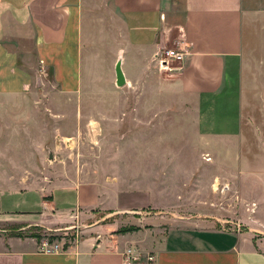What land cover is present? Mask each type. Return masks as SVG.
Listing matches in <instances>:
<instances>
[{
  "label": "crops",
  "instance_id": "crops-1",
  "mask_svg": "<svg viewBox=\"0 0 264 264\" xmlns=\"http://www.w3.org/2000/svg\"><path fill=\"white\" fill-rule=\"evenodd\" d=\"M250 42L264 59V0H0V103H7L0 109V223L48 232L0 236V264H121L128 249L154 254L153 264H264V147L253 164L240 146ZM171 46L189 55L168 66L164 81L155 57ZM95 57L109 62L117 98H173L174 126L202 144L211 166L231 172L212 182L230 190L240 184L242 216L232 218L240 202L221 201L220 194L198 202L193 217L151 216L152 207H163L149 189L117 188L81 168L51 171L43 150L52 165L54 139L76 131L62 129L64 116L35 104L92 98ZM241 167L245 173L236 174ZM133 211L144 216L120 213L98 223ZM75 226L77 245L42 253L44 242Z\"/></svg>",
  "mask_w": 264,
  "mask_h": 264
},
{
  "label": "rangeland",
  "instance_id": "rangeland-1",
  "mask_svg": "<svg viewBox=\"0 0 264 264\" xmlns=\"http://www.w3.org/2000/svg\"><path fill=\"white\" fill-rule=\"evenodd\" d=\"M254 44L250 42L245 49L248 72L242 89L240 146L245 159L258 164L264 147V59ZM159 54L155 57L157 72L166 81L170 72L168 66L177 68L180 64L168 62ZM95 59L89 71L92 98H40L42 101L35 104L44 112L53 111L59 118L64 116V122L60 119L62 129L72 130L74 126L76 131L69 138L57 136L54 139L58 148L52 150V165L47 148L43 150L44 163L52 166L51 171L79 173L81 168L86 175L90 171L98 178L112 179V185L117 188L149 189L153 200L163 207H152L151 216L168 213L171 219L193 217L196 204L214 201L215 194L224 196L221 201L234 197L238 203L240 184L236 183L235 190L232 186L230 190L227 183L212 182L218 175L230 174L228 168L211 166L212 156L202 144L191 141L190 136L188 141V136L182 135L184 131L174 126L179 122L171 118L173 98H131L130 93L124 94L125 98H121L122 95L117 98L109 62ZM5 105L7 103H0V109ZM24 105L28 103L17 109H24ZM242 171L244 168H236V174L245 173ZM239 202L236 206L239 213L232 218L242 216V200ZM10 226L0 223V236H48V232L42 230L16 231L9 229Z\"/></svg>",
  "mask_w": 264,
  "mask_h": 264
},
{
  "label": "built area",
  "instance_id": "built-area-1",
  "mask_svg": "<svg viewBox=\"0 0 264 264\" xmlns=\"http://www.w3.org/2000/svg\"><path fill=\"white\" fill-rule=\"evenodd\" d=\"M188 55L189 51L185 47L167 49L159 54V56H162L166 61H172L177 64H182ZM65 234L66 236H59L60 238L53 241L44 242L41 248L42 253L49 255L64 254L70 248L78 244L80 239L79 228L73 229L72 232ZM155 261L156 256L150 252H144L138 249H128L122 253L121 264H153Z\"/></svg>",
  "mask_w": 264,
  "mask_h": 264
},
{
  "label": "water",
  "instance_id": "water-1",
  "mask_svg": "<svg viewBox=\"0 0 264 264\" xmlns=\"http://www.w3.org/2000/svg\"><path fill=\"white\" fill-rule=\"evenodd\" d=\"M121 59H120V61H119V63H118V66H117V78H118V82H117V84L119 85V86H121L122 85V80H123V74H122V71H121ZM51 157H52V155H50ZM52 159V158H51ZM120 213H122V214H131V215H141L142 214V212H135V211H133V212H117V213H114V214H110V215H107V216H105L103 219H101V220H99V222L98 223H101V222H104V221H106L107 219H109V218H111V217H113V216H115V215H118V214H120ZM76 228H79V227H77V226H75V227H73V228H71L70 230H73V229H76ZM80 229V228H79Z\"/></svg>",
  "mask_w": 264,
  "mask_h": 264
},
{
  "label": "trees",
  "instance_id": "trees-1",
  "mask_svg": "<svg viewBox=\"0 0 264 264\" xmlns=\"http://www.w3.org/2000/svg\"><path fill=\"white\" fill-rule=\"evenodd\" d=\"M38 237V236H37ZM39 238V237H38Z\"/></svg>",
  "mask_w": 264,
  "mask_h": 264
}]
</instances>
